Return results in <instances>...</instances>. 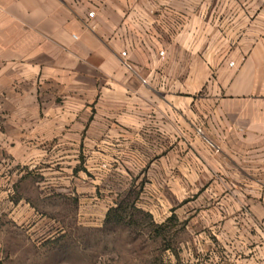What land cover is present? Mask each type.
Returning <instances> with one entry per match:
<instances>
[{"label": "crops", "instance_id": "0c3cea01", "mask_svg": "<svg viewBox=\"0 0 264 264\" xmlns=\"http://www.w3.org/2000/svg\"><path fill=\"white\" fill-rule=\"evenodd\" d=\"M128 196L197 260L264 264V0H0L3 250Z\"/></svg>", "mask_w": 264, "mask_h": 264}, {"label": "rangeland", "instance_id": "374dc122", "mask_svg": "<svg viewBox=\"0 0 264 264\" xmlns=\"http://www.w3.org/2000/svg\"><path fill=\"white\" fill-rule=\"evenodd\" d=\"M24 187L30 193L35 192L33 182H26ZM212 206L213 200L206 197L204 207ZM58 208L60 232L53 240L28 233L31 223L18 227L12 222L11 244L3 250L1 240L6 238V229L0 228V264H212L209 259H196L194 237L198 230H186V222L175 219L169 232H158L147 217L133 214L134 223L127 220L86 227L78 223L72 205L60 202ZM41 210L45 215L46 207ZM205 214L202 220L209 222L212 214Z\"/></svg>", "mask_w": 264, "mask_h": 264}, {"label": "trees", "instance_id": "16d2710c", "mask_svg": "<svg viewBox=\"0 0 264 264\" xmlns=\"http://www.w3.org/2000/svg\"><path fill=\"white\" fill-rule=\"evenodd\" d=\"M133 202L131 201V196H128L124 202L119 204V206L116 209H112L108 212L106 220H105V226H108L109 224H121L123 221H131L134 223L133 220V214H142L144 217H147L149 220H151L152 227L155 231L166 230L169 232L170 227L172 226L173 222L175 221V218H170L166 224L157 225L153 222L152 217L148 214H144L138 210H136L133 206ZM159 234V233H158Z\"/></svg>", "mask_w": 264, "mask_h": 264}, {"label": "built area", "instance_id": "2783aa9c", "mask_svg": "<svg viewBox=\"0 0 264 264\" xmlns=\"http://www.w3.org/2000/svg\"><path fill=\"white\" fill-rule=\"evenodd\" d=\"M93 17H94V13H90L89 14V18H93ZM161 55H163V53ZM122 56L123 57H126L127 56V53L126 52H123L122 53ZM125 65H126V67L130 68V66L127 63ZM231 65L233 66L234 64L232 63Z\"/></svg>", "mask_w": 264, "mask_h": 264}]
</instances>
